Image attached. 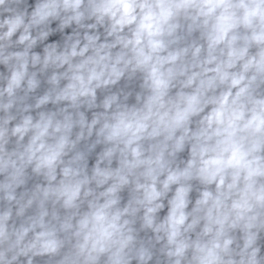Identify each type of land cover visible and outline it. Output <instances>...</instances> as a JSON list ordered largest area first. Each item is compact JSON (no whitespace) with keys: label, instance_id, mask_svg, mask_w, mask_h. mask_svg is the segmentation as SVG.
Returning <instances> with one entry per match:
<instances>
[{"label":"clouds","instance_id":"9594fccd","mask_svg":"<svg viewBox=\"0 0 264 264\" xmlns=\"http://www.w3.org/2000/svg\"><path fill=\"white\" fill-rule=\"evenodd\" d=\"M0 264H264V0H0Z\"/></svg>","mask_w":264,"mask_h":264}]
</instances>
